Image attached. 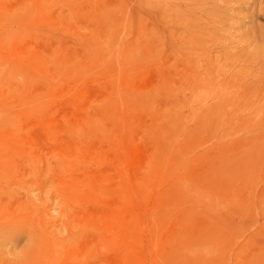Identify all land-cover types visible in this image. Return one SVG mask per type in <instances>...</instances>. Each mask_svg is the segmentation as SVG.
Instances as JSON below:
<instances>
[{
  "label": "rangeland",
  "instance_id": "rangeland-1",
  "mask_svg": "<svg viewBox=\"0 0 264 264\" xmlns=\"http://www.w3.org/2000/svg\"><path fill=\"white\" fill-rule=\"evenodd\" d=\"M1 47L0 134L41 144L32 164L3 159L0 264H45L41 213L71 212L58 190L84 180L59 170L46 120L71 163L109 178L113 204H148L82 234L74 264H264V0H0ZM73 214L64 236L83 223Z\"/></svg>",
  "mask_w": 264,
  "mask_h": 264
},
{
  "label": "bare ground",
  "instance_id": "bare-ground-1",
  "mask_svg": "<svg viewBox=\"0 0 264 264\" xmlns=\"http://www.w3.org/2000/svg\"><path fill=\"white\" fill-rule=\"evenodd\" d=\"M214 29L216 33L213 32L211 36L213 38H218L217 34L221 33V30L218 31L216 30V28ZM225 39L226 38L224 37V40ZM8 48L9 47H1L0 55L7 51ZM220 50L221 48H218L215 51L217 62L219 61L220 57H222V52ZM4 54L6 55V53ZM17 54H20L18 47L14 49L12 51V54L9 56L11 58H15L14 56ZM197 58H199V56H197ZM206 60L207 59H205L204 61ZM205 63L206 65L208 64V62ZM15 66H18V64H13V62H11L10 69L14 70L13 67ZM215 94L217 93H215V91L213 90L200 93L197 100L193 101L195 102L194 107H198L199 105L208 103V101H213L215 98H217V95ZM209 96H211L212 98H210ZM66 101L67 103H71V100H61L59 103H65ZM53 112L55 113V110ZM55 121L56 120H46L41 122L42 130L45 134L44 136L46 137L45 144L47 150L63 153L62 158H58L59 170L66 169V171L70 174L82 173L84 180L80 183L75 182L72 184H68V186H66V182L62 184V187L58 190V195L56 196L55 201L61 199L62 204L67 205L68 209H70L71 212L67 213V215L57 216L56 214L58 213V206H60V204L57 203L56 207L53 204L48 205L47 208L41 213L42 215L40 217V228L47 244V250L45 251V264L58 263L60 261V258L62 259V264H74V260L77 259V246L79 245L77 242L80 240L82 234L87 235L91 232L97 231L100 236H103L104 234H106L105 231L107 230L115 229L116 231H118L120 229V223L115 224L114 219L119 217V222L120 220L123 222L125 220V217L122 216L137 215L139 217H142V215H144V213L148 209V204L145 199L139 196V200L132 198V201L120 207L113 204L111 202L113 194L118 195V193L113 192L112 189L110 191L109 178L106 177L102 179V177L96 176V174L91 171L90 165H83L80 163L75 164L70 162L71 156L69 155V153H66V151H70V146L67 144H62V142H60L61 140L59 138V133L63 130L59 128V125L56 124ZM64 121L66 123V127L69 128V126L72 125V123L70 122L67 123L69 121V118H65L63 122ZM65 131L67 133H71V129H66ZM10 137L19 138V136L16 135L0 134V170H5L6 168V164L3 163V159L16 161L18 159L24 158L27 161H30L31 164L34 163L32 155H34L35 151L40 150L38 144H41V141L38 140V143H28L27 140L29 138L26 137H22L24 142H19L18 140L11 141ZM35 138L36 137L32 138L31 140ZM13 142H17L18 144H14ZM116 150L119 149L116 148ZM137 152L138 151L134 149L130 150L124 148L123 152L120 154L123 155L121 156L124 165L122 172L125 173L126 177H132V180L134 179L136 183H141L142 180L140 181V179H136L135 175H133L141 165L140 157H137L136 155ZM135 186L137 188L136 191L139 192L142 196V194H144L143 186L140 184H136ZM130 188L133 189L132 187ZM121 189H124V186L121 187ZM34 197L36 198L37 196L34 195ZM39 200H41V198L35 199V201ZM97 208L101 209L100 213H97ZM74 212H80L83 214V223H80L78 221L76 225L72 226L70 234L68 236H64L63 227H70L74 217ZM66 216H68V218L70 219L65 220ZM121 224L125 226L124 223ZM72 242H74L75 244L73 245Z\"/></svg>",
  "mask_w": 264,
  "mask_h": 264
}]
</instances>
